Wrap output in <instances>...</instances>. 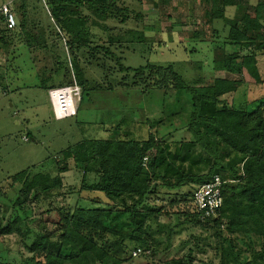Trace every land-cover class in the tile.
Segmentation results:
<instances>
[{"label":"rangeland","instance_id":"obj_1","mask_svg":"<svg viewBox=\"0 0 264 264\" xmlns=\"http://www.w3.org/2000/svg\"><path fill=\"white\" fill-rule=\"evenodd\" d=\"M4 2L11 3L18 21L17 28L8 33L9 43L0 41V188L4 191L0 217L5 216L4 224L15 215L12 199L22 185L14 183L13 176L27 168L33 175L59 174L61 151L83 137L142 139L153 134L164 143L191 138L187 130L191 95L176 88L148 85H158L157 80L162 78L157 67L170 65L188 84L199 77L204 85L213 84L219 74L214 69L213 42L219 44L216 39H224L228 28L222 20L208 24L203 0H114L109 2L111 15L105 19L83 4L79 12L88 17L91 34L89 45L80 48L70 47V37L52 16L51 0H0V5ZM225 11L233 16L235 7H225ZM214 28L219 29L217 37ZM258 60L264 77V53ZM122 65L128 70L122 71ZM147 65L154 69H138ZM60 66L67 83L76 79L82 88L78 114L65 119L54 117L48 95V88L59 84L50 76H55ZM243 77L244 82L253 80L260 85L247 71ZM44 78L46 85H41ZM174 84L172 80L168 85ZM234 94L222 96L226 102L222 106H231L236 98V106L248 110L258 103L240 104L246 92L235 94V98ZM60 175L63 185L55 190L59 195L17 207L25 218L23 230L31 228L32 232L0 237L1 264H21L23 257L32 255L27 245L36 233L55 238L63 230L60 218L78 206L113 207L107 222L120 229L133 228L129 213L118 212L103 192L81 190V169L70 168ZM88 181L92 183L96 177L90 174ZM158 185L154 183L157 189L149 202L160 211L148 217L144 226L148 246L126 240L123 257L128 259L127 264H181L179 260L187 257L193 246V264H219L222 237L217 228L191 215V193L198 184L191 181L180 190ZM134 202L129 198L127 206ZM60 207L64 208L62 212ZM236 239L238 246L249 253L248 247ZM259 243L257 240L255 248H261ZM137 246L145 254L134 258L132 251Z\"/></svg>","mask_w":264,"mask_h":264},{"label":"trees","instance_id":"obj_2","mask_svg":"<svg viewBox=\"0 0 264 264\" xmlns=\"http://www.w3.org/2000/svg\"><path fill=\"white\" fill-rule=\"evenodd\" d=\"M109 2L114 0H51L52 16L70 37L71 48L86 47L90 42L88 17L79 12L80 6L86 4L95 16L105 19L111 15ZM203 2L208 24L222 20L228 28L224 39H216L219 44L213 42L216 45L214 69L219 73L213 84L204 85L200 77L188 84L170 65L157 67L162 78L157 80L158 85H148V88H176L191 95L192 111L187 124L191 138L164 143L157 141L153 134L142 139L83 137L61 151L59 174L33 175L27 168L13 176L14 183L22 184L16 198L12 199L16 212L6 224L5 216L0 217V237L29 235L32 230H23L21 223L25 218L17 207L23 208L25 203L34 200L49 201L59 195L55 190L63 185L60 173L75 168L83 171L81 190L103 192L118 212L129 213L133 228L120 229L107 222L113 207L78 206L73 211L67 210L60 218L64 226L55 238L36 233L32 243L27 245L32 255L23 257L21 264H127L128 259L123 257L127 251L124 242L130 240L148 246L145 222L160 211L149 202L151 193L157 189L154 183L180 190L193 181L198 184L191 193L193 202L194 190L216 174L234 180L223 185L224 202L220 213L202 217L193 203V219L214 223L217 228L222 237L219 264H264V98L259 99L252 110L237 107L234 101L231 106H222L226 102L221 99L238 90L244 82L245 71L263 82L258 55L264 53V0L254 4L250 0ZM228 6L235 7L233 16L226 14ZM3 21H0V41L9 43L8 33L12 29ZM214 31L216 37L219 36V29L214 28ZM194 36L198 34L195 32ZM127 42L133 43L131 39ZM120 69L128 70L123 65ZM138 69L143 72L153 70L154 66ZM55 70V76L50 78L55 77L57 86L71 83L63 77L62 66ZM172 80L175 84L168 85ZM44 82L45 78L41 85H46ZM90 174L96 181H88ZM2 197L4 191L0 188V199ZM129 198L135 202L127 206ZM62 210L64 208L60 207V212ZM236 238L248 247L249 253L238 246ZM257 240H260V249L255 248ZM194 251L195 247H190L187 257L179 262L193 264ZM1 252L0 244V255ZM143 254L144 251L134 258Z\"/></svg>","mask_w":264,"mask_h":264},{"label":"built area","instance_id":"obj_3","mask_svg":"<svg viewBox=\"0 0 264 264\" xmlns=\"http://www.w3.org/2000/svg\"><path fill=\"white\" fill-rule=\"evenodd\" d=\"M46 1V0H43ZM3 19L8 29H16L18 21L10 2L0 5V21ZM51 109L56 119H65L76 116L79 111V102L82 99V88L75 79L73 83L48 89ZM146 159V158H145ZM228 179L216 174L208 181L200 184L193 193V203L202 217L217 216L223 206V185ZM144 249L137 246L132 256L140 255Z\"/></svg>","mask_w":264,"mask_h":264},{"label":"crops","instance_id":"obj_4","mask_svg":"<svg viewBox=\"0 0 264 264\" xmlns=\"http://www.w3.org/2000/svg\"><path fill=\"white\" fill-rule=\"evenodd\" d=\"M262 79H263V82H264V77H262ZM263 82H260V85H255L253 80H245L244 85H240L238 90L236 92H233V94L235 93L236 95H238V94L242 95V94H244V92H246V94H247L246 96L247 97H245V99L243 101H240L242 99V96H241V99L239 100L240 104L242 102L243 103H248V104L249 103H255L254 101L258 102L259 99H263L264 98V83ZM235 94L233 96L234 98L236 97ZM223 97L225 98L226 95H224ZM223 97H222V100H224ZM234 102L236 104L238 103L237 98L235 99ZM231 103H233V101ZM241 106H243V105H241Z\"/></svg>","mask_w":264,"mask_h":264}]
</instances>
